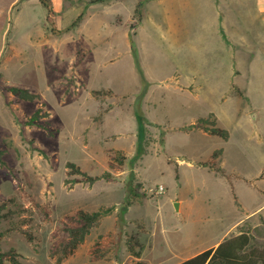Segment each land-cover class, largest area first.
<instances>
[{"label": "rangeland", "instance_id": "374dc122", "mask_svg": "<svg viewBox=\"0 0 264 264\" xmlns=\"http://www.w3.org/2000/svg\"><path fill=\"white\" fill-rule=\"evenodd\" d=\"M53 2L61 33L48 29L39 0L22 1L0 60V205L12 211L0 222L3 251L13 249L27 264H144L129 252L128 238L160 233L166 205L192 197L204 211L221 210V225L215 214L213 225L197 219L196 237L206 242L237 212L261 203L264 0ZM10 86L38 96L15 100ZM37 108L47 113L39 121L49 129L27 124ZM210 114L228 143L185 128ZM215 150L223 152L221 167L243 177L263 169L259 182L252 180L263 196L234 173L228 180L244 199L238 208L227 178L203 164ZM68 162L100 178L90 183ZM212 186L217 200L207 201ZM108 207L74 253L61 262L50 256L66 215ZM173 217L166 235L158 234L163 249L187 236L182 212ZM254 223V243L264 247V213L242 228ZM94 244L109 251L94 258Z\"/></svg>", "mask_w": 264, "mask_h": 264}, {"label": "trees", "instance_id": "16d2710c", "mask_svg": "<svg viewBox=\"0 0 264 264\" xmlns=\"http://www.w3.org/2000/svg\"><path fill=\"white\" fill-rule=\"evenodd\" d=\"M39 2L46 9L45 20L48 29L53 34H60L61 29L57 27L56 12L54 9L53 0H39ZM8 45L9 44L7 43V46ZM8 90L10 93H12L15 100L22 99L32 101L38 96L37 94L31 92L28 88H22L18 86H10L8 87ZM46 114L47 113L43 112L41 108H37L27 120V124H37L45 129H49L47 123H41L39 121V119ZM210 117H213V114H210L208 118L201 117L197 120V122L190 124L185 128L200 129L208 133L218 134L222 138L227 139L228 132L215 126V120H210ZM221 152L222 150H215L212 153V160L210 164L206 162L203 164L209 165L210 168L231 180L232 173H229L223 167L216 165L215 159L221 154ZM1 153L2 151L0 150V154ZM67 164L71 168V171L84 174L85 178L90 183H93L95 180L100 178V176H92L87 174L73 162H68ZM106 176H109V173H106ZM133 196L136 197L138 195L134 194ZM130 203L131 201H128V204ZM5 206L6 205L4 202L0 205V222L2 219L7 218L12 213L10 210L3 212ZM111 210V207L98 209L95 211L79 209L74 214L66 215L62 221L61 227L59 228L64 236L49 248L50 256L55 258L57 262H61L64 258L74 253V251L90 233L91 228L105 216H107ZM4 236L5 232L0 230V264H4L6 260H9L12 264H27L19 260L18 254L13 249L10 251H3L1 249V242ZM127 247L129 252L135 258L141 257L142 244L136 234L130 235L127 241ZM102 248L103 247H100L99 245L97 246V244L93 245L91 253L94 258H101L107 254L109 250L106 249L102 251ZM138 264H141V262ZM179 264H264V247L257 246V244L254 243L253 235L240 233L235 237H230L219 243L217 247L206 249Z\"/></svg>", "mask_w": 264, "mask_h": 264}, {"label": "crops", "instance_id": "0c3cea01", "mask_svg": "<svg viewBox=\"0 0 264 264\" xmlns=\"http://www.w3.org/2000/svg\"><path fill=\"white\" fill-rule=\"evenodd\" d=\"M22 1H23V4H26V2L29 3L31 0H21V1L20 0H0V60L2 59V56L5 52L4 45H6V42H7V35L10 30L12 14L16 6H19V5L21 6ZM260 10H262L261 5H260ZM17 12H19V10H17ZM256 117L257 116H253V119L254 118L256 119ZM192 130H200V129L192 128ZM200 131L203 132V134L205 135L208 133L203 130H200ZM229 140H230V136L227 139H225V142L228 143ZM219 156L215 159L216 165L218 166H220L218 164ZM211 160H212V154H211ZM211 160H208L206 162L210 164ZM182 162L183 160L179 161L177 165L179 166L180 164H182ZM187 166L188 168L194 167V165H192L191 163H189V165ZM262 166L264 169V162ZM205 167L208 168V172L210 173L214 172L215 174L225 178V176L219 174L214 169L210 168L209 165H205ZM223 168L229 173H232V174L236 173L238 176L237 182L244 184V187H246V189H249L252 192V194H255L257 192L259 196L261 197L263 196L261 194L262 193L261 190L259 189L260 183L255 184L252 181L254 179H257L255 181L259 182L258 180L263 173V169L256 176L243 177L241 176L240 172H236L235 170L231 168H230L231 170H228L229 168H225V167ZM227 181L229 182L228 179ZM237 182L236 181L229 182V185H230L232 196L235 200V203L237 204V207L239 208V207H243L244 199L242 195L238 192L235 186ZM215 183L219 184L218 181H215ZM212 185H213V182H212ZM215 194H216V187L215 186L210 187L211 197H209L207 201H210L211 198L216 199L217 196ZM250 195H248V197ZM178 203H179L178 210L166 205V209L161 212L162 222L160 219V224L162 227H161L160 233L159 231L156 230V228H154V230L150 234H148L147 239H144L138 233H136V235L138 236L142 244L141 257L139 259L144 258V262H145L144 264H179L206 249L217 247L219 243L223 242L224 240L230 237H235L239 235L240 233L251 234L253 235L254 238H256L255 234L257 233V231H259L257 229V226L260 225L259 223H254L252 226L253 228L252 230L249 229L248 227L242 228V226L244 225V223L250 222L256 216H259L261 213L262 214L264 213V199H263L261 203L252 207L245 214H241L237 212V216H236L237 218L234 221L228 223L225 226L226 228L224 230H220L216 232V233H219V235L217 236L215 240L203 242V241H199L200 238L196 237L198 234H200L199 232H202L200 231V229L199 230L197 229V223H198L197 219L201 218V221L205 219L206 221H208V224L213 225L214 221H212L211 216H214L215 214V216L217 217L215 220L216 224L221 225L223 223V213H221L222 211L217 210V209L204 211L205 208L201 207L199 204L196 203V201L192 200V197L189 198L187 201H184L183 199H179ZM175 212L177 213L182 212L183 218L180 219L178 223H181V224L183 223L182 230L185 228L186 230L185 235L187 236L185 239H182L181 241H175L173 246H172V243L168 242L167 247L163 249V246H162L163 242L158 237V234H162V236L166 235V233L168 232V227L172 225L171 223L172 219L176 221V219L173 217ZM175 229L179 230L178 228H175ZM207 232L208 231H206L205 233ZM149 242L150 244H148Z\"/></svg>", "mask_w": 264, "mask_h": 264}, {"label": "built area", "instance_id": "2783aa9c", "mask_svg": "<svg viewBox=\"0 0 264 264\" xmlns=\"http://www.w3.org/2000/svg\"><path fill=\"white\" fill-rule=\"evenodd\" d=\"M164 191H165V188H164V186H162V185H160L159 187H157V189H156V193H164Z\"/></svg>", "mask_w": 264, "mask_h": 264}, {"label": "water", "instance_id": "95a60500", "mask_svg": "<svg viewBox=\"0 0 264 264\" xmlns=\"http://www.w3.org/2000/svg\"><path fill=\"white\" fill-rule=\"evenodd\" d=\"M174 207H175L176 210H178L179 209V203L175 202Z\"/></svg>", "mask_w": 264, "mask_h": 264}]
</instances>
